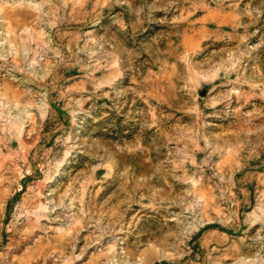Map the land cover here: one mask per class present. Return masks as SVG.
<instances>
[{"label": "rangeland", "instance_id": "rangeland-1", "mask_svg": "<svg viewBox=\"0 0 264 264\" xmlns=\"http://www.w3.org/2000/svg\"><path fill=\"white\" fill-rule=\"evenodd\" d=\"M0 264H264V0H0Z\"/></svg>", "mask_w": 264, "mask_h": 264}]
</instances>
